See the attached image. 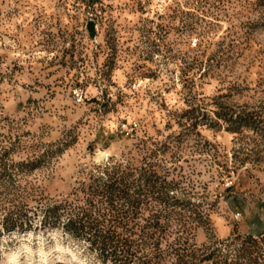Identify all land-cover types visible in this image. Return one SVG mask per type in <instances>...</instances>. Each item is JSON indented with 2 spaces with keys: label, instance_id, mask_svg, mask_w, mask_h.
Instances as JSON below:
<instances>
[{
  "label": "rangeland",
  "instance_id": "1",
  "mask_svg": "<svg viewBox=\"0 0 264 264\" xmlns=\"http://www.w3.org/2000/svg\"><path fill=\"white\" fill-rule=\"evenodd\" d=\"M0 264H264V0H0Z\"/></svg>",
  "mask_w": 264,
  "mask_h": 264
}]
</instances>
